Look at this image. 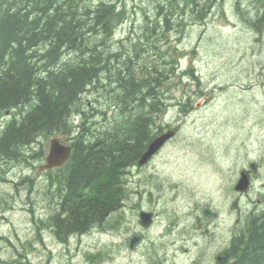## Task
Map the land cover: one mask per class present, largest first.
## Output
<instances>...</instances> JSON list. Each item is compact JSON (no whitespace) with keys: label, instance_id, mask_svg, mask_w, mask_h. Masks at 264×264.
<instances>
[{"label":"rangeland","instance_id":"obj_1","mask_svg":"<svg viewBox=\"0 0 264 264\" xmlns=\"http://www.w3.org/2000/svg\"><path fill=\"white\" fill-rule=\"evenodd\" d=\"M116 1L126 5L128 14L117 30V40L131 28L133 36H138L148 21L146 15L154 19L161 9L159 2L165 0ZM191 1L186 13L205 0ZM258 5L257 0H216L204 20L187 16L189 24L181 40L173 35L171 43L163 44L164 50L172 52L175 46L182 50L180 63L196 67L206 96L188 114L176 106L168 107L161 123L180 126L178 135L146 168L137 172L133 167L127 176L135 186L139 178L154 173L151 183L158 201L142 203L157 211L153 224L142 228L136 196L130 201L124 198L126 220L122 226L94 227L83 236H73L66 245L40 221L57 208L60 169L52 174L39 172L44 161L30 164L0 158V264H192L197 259L201 264L216 263L217 253L233 237L235 222L237 226L244 223L255 207L251 198L256 201L264 194V10L258 16ZM251 17L260 21L257 28L248 20ZM173 19L182 30L179 16ZM175 90L180 96L181 90ZM95 96L96 92L87 93L85 99ZM11 117H0V122L6 124ZM56 136L42 135L38 145L42 143L48 152ZM250 158L259 160V173L251 194L240 195L234 184ZM26 177L33 178V184ZM205 206L220 211L221 217H206ZM263 207L264 201L257 209ZM120 214L124 216L122 211L114 213L109 223H117ZM198 219L210 224L207 234L195 229ZM135 231H141L144 238L130 250L128 239ZM98 253L103 260H93Z\"/></svg>","mask_w":264,"mask_h":264},{"label":"trees","instance_id":"obj_2","mask_svg":"<svg viewBox=\"0 0 264 264\" xmlns=\"http://www.w3.org/2000/svg\"><path fill=\"white\" fill-rule=\"evenodd\" d=\"M257 1L264 5V0ZM124 6L116 0H0V113L16 108L20 114L0 133V155L22 163L42 135L75 134L60 189V211L52 217L62 239L104 223L119 209L126 190L125 167L152 137L142 116L128 117L114 131L98 126L92 115L77 126L71 120L82 110L81 95L88 92H113L110 102L117 106L129 99L158 103L147 98L161 72L148 71L143 51L145 43H165L174 19L167 15L166 30L157 20L146 27L152 31L140 30L138 36L131 28L120 40L133 43L131 47L121 45L114 51V32L127 19ZM206 11L202 8L194 18L204 20ZM248 20L256 28L260 25L252 17ZM104 76L105 82L97 85ZM259 216L233 241L221 264H264V213Z\"/></svg>","mask_w":264,"mask_h":264},{"label":"water","instance_id":"obj_3","mask_svg":"<svg viewBox=\"0 0 264 264\" xmlns=\"http://www.w3.org/2000/svg\"><path fill=\"white\" fill-rule=\"evenodd\" d=\"M172 134L173 133L171 131H168L167 133H164L163 135L159 136L156 140H154L151 143L148 152L145 154V155H147L145 157V159L149 155L154 153L156 150H158L159 147L161 146V144L164 142V140L167 139L168 137H170ZM69 154H70V147L64 146L59 142L58 139H54L52 142L51 153H50L49 157L47 158L48 159V165L47 166H50L55 161H57L58 164H62L64 162V160H66L68 158ZM246 186H247V180H246V178H242V180L238 184V188L244 189ZM143 221L145 223L150 222L151 221V214H144ZM139 239H140L139 235L134 236L132 238L131 246L133 247Z\"/></svg>","mask_w":264,"mask_h":264},{"label":"bare ground","instance_id":"obj_4","mask_svg":"<svg viewBox=\"0 0 264 264\" xmlns=\"http://www.w3.org/2000/svg\"><path fill=\"white\" fill-rule=\"evenodd\" d=\"M126 20H127V19H126ZM122 24H123V23H122ZM122 24H121V25H122ZM121 25H120V26H121ZM120 26H119V27H120ZM119 27H118V28H119ZM118 28L116 29V32H117ZM127 34H129V33H127ZM127 34L123 37V39H126V38H127V36H128ZM115 37H116V36H115ZM115 37H114V38H115ZM121 39H122V38H121ZM122 45H124V44L122 43ZM88 93H89V92H88ZM86 94H87V93H86ZM84 95H85V94H84ZM50 167L53 168V169H60V168H61V164H58V162L55 161L53 164L50 165Z\"/></svg>","mask_w":264,"mask_h":264}]
</instances>
